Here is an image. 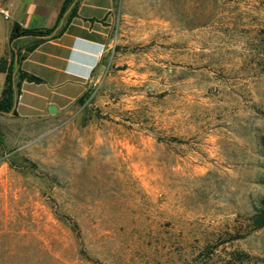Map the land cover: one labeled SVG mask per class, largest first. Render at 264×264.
Masks as SVG:
<instances>
[{
	"label": "rangeland",
	"instance_id": "1",
	"mask_svg": "<svg viewBox=\"0 0 264 264\" xmlns=\"http://www.w3.org/2000/svg\"><path fill=\"white\" fill-rule=\"evenodd\" d=\"M94 76L0 111V264H264V0H117Z\"/></svg>",
	"mask_w": 264,
	"mask_h": 264
},
{
	"label": "crops",
	"instance_id": "2",
	"mask_svg": "<svg viewBox=\"0 0 264 264\" xmlns=\"http://www.w3.org/2000/svg\"><path fill=\"white\" fill-rule=\"evenodd\" d=\"M61 2L0 0V56H8V32L13 21L23 27H50ZM116 3L117 0H75L73 13L62 30L39 41L18 60L17 67L38 80L20 81L14 103L16 116L32 121L61 114L87 90L110 37ZM68 10L67 7L62 12L57 26L64 21ZM29 40L30 36L19 37V42ZM3 79L4 72L0 71V90ZM49 105L54 106L53 113H49Z\"/></svg>",
	"mask_w": 264,
	"mask_h": 264
},
{
	"label": "trees",
	"instance_id": "3",
	"mask_svg": "<svg viewBox=\"0 0 264 264\" xmlns=\"http://www.w3.org/2000/svg\"><path fill=\"white\" fill-rule=\"evenodd\" d=\"M74 2L75 0H62L55 22L50 27H23L16 21L11 23L8 32V56H0V71L4 72L3 85L0 90V111H9L10 114L15 115L14 103L19 94L20 81L23 79L38 80V77L20 70L17 67L18 60L39 41L47 36H54L62 30L65 22L73 13ZM67 7L69 9L67 16L64 21L57 26L62 12ZM54 28L55 30L51 33ZM20 36H30L31 40L28 42H19ZM87 93L86 90L77 97L76 102L81 104L85 100ZM28 163L30 169L35 167L33 163ZM246 223L251 230L264 228V196L256 200L250 214L247 216Z\"/></svg>",
	"mask_w": 264,
	"mask_h": 264
},
{
	"label": "built area",
	"instance_id": "4",
	"mask_svg": "<svg viewBox=\"0 0 264 264\" xmlns=\"http://www.w3.org/2000/svg\"><path fill=\"white\" fill-rule=\"evenodd\" d=\"M1 12H2V14H3L4 16L6 15L4 9H2ZM89 77H90V76H89ZM94 84H95V76H92V77H90V81H89V85H88V90H89V88L92 87ZM89 86H90V87H89Z\"/></svg>",
	"mask_w": 264,
	"mask_h": 264
},
{
	"label": "water",
	"instance_id": "5",
	"mask_svg": "<svg viewBox=\"0 0 264 264\" xmlns=\"http://www.w3.org/2000/svg\"><path fill=\"white\" fill-rule=\"evenodd\" d=\"M48 111H49V113H53V111H54V106H53V105H49V106H48Z\"/></svg>",
	"mask_w": 264,
	"mask_h": 264
}]
</instances>
